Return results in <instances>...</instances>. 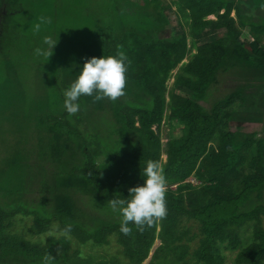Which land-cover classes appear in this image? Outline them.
<instances>
[{
    "label": "trees",
    "instance_id": "16d2710c",
    "mask_svg": "<svg viewBox=\"0 0 264 264\" xmlns=\"http://www.w3.org/2000/svg\"><path fill=\"white\" fill-rule=\"evenodd\" d=\"M173 4L190 33L169 41L171 5L161 0H145L136 23L117 0H0V144L9 143L5 125L22 126L19 115L39 140L24 153L0 147V264H226L230 253L232 264H264V94L247 91L264 79V0ZM32 24L58 39L48 60L30 54ZM72 26L86 39L76 57ZM118 53L125 94L82 96L69 115L63 91L86 59ZM235 75L247 85L218 90ZM168 111L180 133L164 145ZM164 156L167 215L123 234L110 201L127 198L146 162ZM67 225L70 235H59Z\"/></svg>",
    "mask_w": 264,
    "mask_h": 264
},
{
    "label": "clouds",
    "instance_id": "9594fccd",
    "mask_svg": "<svg viewBox=\"0 0 264 264\" xmlns=\"http://www.w3.org/2000/svg\"><path fill=\"white\" fill-rule=\"evenodd\" d=\"M57 43V37L44 35L34 53L48 60ZM126 72L127 63L123 53L86 59L75 79L63 91L64 110L69 115L77 114L81 110L79 101L82 96L91 97L93 102L105 98L115 101L125 94ZM143 177V184L130 188L127 198L110 201L113 211L120 215V231L125 235L131 231L130 224L142 230L144 226H151L167 215L166 178L159 162L148 160ZM70 232L71 225H67L59 235L68 237Z\"/></svg>",
    "mask_w": 264,
    "mask_h": 264
},
{
    "label": "rangeland",
    "instance_id": "374dc122",
    "mask_svg": "<svg viewBox=\"0 0 264 264\" xmlns=\"http://www.w3.org/2000/svg\"><path fill=\"white\" fill-rule=\"evenodd\" d=\"M170 2H171V8L167 11V16L170 20V28L162 31V34L169 41H175V40L179 39L184 33L185 34L190 33V31H189L190 28L186 24V19H184L183 15L176 13L177 7L173 4V1L167 0V3H170ZM105 3H106L105 5L111 6L110 2L107 3V1H105ZM117 4L119 6L120 13L126 15L128 17V19L133 23H136L137 17L143 16L146 13L145 0H117ZM216 18H217V16H216ZM216 18L209 16L207 19L216 20ZM73 28H74V26H72L70 31H69L70 36H72V39H71L72 50L69 51V55H68L70 57H76V55L79 53V50H80V46H78L77 44H82L86 40V39L80 40L77 37V34L75 33ZM27 30H28V33L29 32L30 33L24 39H25V41H27L28 47L34 46V45H35V47L40 46L42 37L38 36V32H36L35 24H32V26H28ZM56 35H57V33H56ZM60 36H65V33L60 32ZM29 37H30V39L28 40ZM242 37H243V39H248V40L252 41V37L249 35L247 30L243 31ZM35 39H37V41ZM188 39L190 40L191 38L189 37ZM24 44L25 43L23 41H19L18 43L17 42L14 43V46L22 47V45H24ZM263 44H264V42H263ZM65 52H63V53H65ZM195 52H196V50L193 49L192 53H195ZM56 53H59L58 55H56L57 61L59 62L61 52H60V50H58V51H56ZM30 54L35 55L34 48L31 49ZM65 54H68V53H65ZM35 56H37V55H35ZM189 58H190V56L187 59H185L183 62L187 63L189 61ZM61 64H63V59H62ZM176 72H177V69L172 72L171 77L167 81V88L168 89H171L173 87V83L175 80L174 76H175ZM228 79L229 80H226L225 83H222L218 87L219 91H222L224 87H230V86L238 87V86H240V84H243L244 86L247 85L246 82H244L241 77L236 76V75L235 76H228ZM251 84H254V86H249L247 89L248 92H257V93L264 94V79H262L260 82L250 83L249 85H251ZM44 89H47V88L44 87ZM34 92H36V90ZM42 93L45 94L44 91H42ZM23 111H24V109H23ZM248 111L249 112H258L257 109H250ZM261 111H262L261 121H263L262 126L264 127V108ZM168 115H169V111L166 112V114H165V119H164L165 121L163 122L162 130H161V133H162L161 139H162V142L164 143V145L166 144V142L170 136L176 137V136H179V133H180V131L177 127H174V126L171 127L168 124V121H167ZM17 122H21L22 126L20 128H18L16 126H11V125L10 126L5 125V128H7L8 130L4 134V139H5V141L9 140V143L8 144H0V147L1 146L5 147L7 145H9V146L13 145V146L17 147L18 150H20V152L24 153L23 149H21V148L27 149L29 147L28 145H25L26 144L25 142L27 140L30 139L34 144H38L39 140H38V136L36 134V127H35L34 123H31L30 119L28 117H26V115H19L17 117ZM17 131H18V135L14 134ZM263 136H264L263 132H261L257 136V138L263 137ZM165 161H166V157L164 156L162 158L161 163H160V165H161L160 169L162 171V174L164 173V168L162 166L164 165ZM166 183H167V181H166ZM174 187L175 186H173L171 188H174ZM28 225H29L28 221H25L24 223H18L15 226V230L19 231V233L20 232H26ZM54 229H56V228H54ZM46 235L47 234L42 236L41 239H46ZM232 262H233L232 261V255L230 253L226 264H232Z\"/></svg>",
    "mask_w": 264,
    "mask_h": 264
},
{
    "label": "crops",
    "instance_id": "0c3cea01",
    "mask_svg": "<svg viewBox=\"0 0 264 264\" xmlns=\"http://www.w3.org/2000/svg\"><path fill=\"white\" fill-rule=\"evenodd\" d=\"M162 1V4L163 5H171V2L170 3H167V0H161ZM173 1V0H172ZM222 13V12H221ZM212 17H215L216 18V14H214V15H211ZM231 16L235 19V20H237V16H236V10L234 9V10H232V13H231Z\"/></svg>",
    "mask_w": 264,
    "mask_h": 264
}]
</instances>
